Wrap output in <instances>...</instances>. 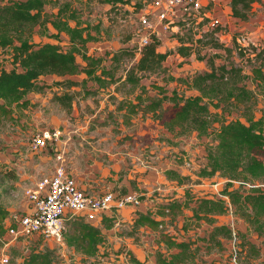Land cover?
Masks as SVG:
<instances>
[{
	"label": "rangeland",
	"instance_id": "obj_1",
	"mask_svg": "<svg viewBox=\"0 0 264 264\" xmlns=\"http://www.w3.org/2000/svg\"><path fill=\"white\" fill-rule=\"evenodd\" d=\"M123 1L127 2L118 1L114 9L110 8L111 3H102L98 0H51L46 3L45 10L53 14L61 7L64 10V14L61 15H66L73 10L75 18H69L68 23L73 26L78 21L80 25H86L85 32H88L92 37L86 43L87 49H91L94 54L100 55L99 49L103 51V54L105 49L106 52L108 51L107 47L111 51L114 46L120 43L130 46L136 44V32L139 27L138 16L145 7H137L142 0ZM228 1L219 0L220 5L216 10V14H219L218 16L222 18L226 30V33H221V40L230 45L231 33H242L247 37V44L245 46L251 47L252 45H256L257 50H264V1L255 0L252 4V13L254 14L255 21L252 22L251 20L250 23L253 27L259 26L256 28L258 30L244 26L248 20H244L243 22L241 19L238 20L230 16L227 12ZM51 17L53 18V16ZM176 28V26H171L168 29H163L162 33L165 36L162 35V40L166 49H169V42L175 38ZM51 30L52 36L49 33ZM34 31L37 40H52L60 42L63 46L66 45L67 35L64 30H58L51 23L48 24V28L45 30H40L38 26H35ZM180 33H182V30ZM204 52L205 49L202 53ZM7 55L8 50L2 48L0 51V65L6 64L9 66ZM227 59L237 61L243 67L245 73L248 74L250 72L253 60L240 59V57L233 53L231 56L221 55L217 61L220 62ZM124 64L126 62L121 64L117 70L118 72L124 71ZM165 64L169 72L174 75H192L206 69V59L200 60L195 54L183 58L173 52L169 54L165 60ZM106 65L108 64L106 63ZM163 75V73L146 74L141 79L140 84L135 86L134 89L130 88L129 85L117 82L118 91L116 93H110L108 90L110 84H104V82L103 88L95 87V78L89 77L85 73L68 75V77L77 80L78 84L67 86L64 83L63 86L59 87L53 84L55 76L52 75L53 78H51V75H49L48 79L45 80L43 78L41 80L46 83L45 88L37 91V94H31V104L15 109L19 120L14 122L7 121L0 128V151H5V153L8 151L12 152L10 150L12 149L10 148L12 144L18 142L19 145L21 142L20 149L25 150L28 147L29 152L31 151V155L34 158L37 160L43 158L45 161L47 159L49 163L52 162L54 165L56 161L55 152L61 150L64 162L72 176L76 177L79 175L84 180L89 178L87 181L90 183L89 190L91 192L116 188L122 191V186H117L121 184L119 180H117L118 182L115 185L113 184L114 187H109V183L112 184L111 181H115L113 176L116 172L119 176L121 174L125 176L129 174L131 190L140 193L142 205L148 208L151 206L155 209L156 204L167 201L171 197L177 198L180 202H188L186 206L183 205L180 208L176 219L172 223L168 222V220L166 221L165 230L175 234L177 239H192L193 243H191L190 250L192 252L194 250V257H198L199 259L201 258L199 253H204L203 255L212 253L218 258L220 257V261L224 264H264V254L256 257L246 256L245 250H243L237 257L235 253L234 257V250H237V242L239 241L236 237L224 239L221 246L207 239L214 224L226 222L231 227L233 234H236V231H243L251 241L260 244V238L257 237L256 232L249 227L244 218L235 213L233 206H230L223 214L214 215L213 223L207 222L203 217L196 218L192 216L191 207L196 204L194 200L196 196H211L210 192L214 189L220 190L227 181H231L230 178L219 174L210 177L203 176L199 173V170L206 163L208 151L216 143L215 133L216 127L219 124L218 121L238 117L243 119L240 115L244 110V105H233L229 110L224 111L220 107L213 109L218 120H213L210 129L202 135H199L196 131L179 132V127L168 130L159 121L154 120L147 114L137 112L126 115V108H117L122 97L127 96L134 99L135 92H140L141 85H148V91L142 92V97H145L147 93L155 95L154 88L150 85L153 82L164 83ZM245 83L254 92L250 107L253 115L257 117L260 113L264 112V80L258 77L253 79L252 76L248 75L245 78ZM165 86L168 91L173 88L179 90L183 88L176 81H168L165 83ZM97 89V92H90ZM55 91L73 94L69 107L61 105L53 98L52 95H54ZM170 104L171 102L165 99L163 106L168 108ZM169 111L170 109L167 110L166 114ZM44 128L60 129L61 134L58 140L48 142L47 146L41 149L31 150V137L35 132ZM6 148H9L8 151ZM114 152H117V154H114ZM254 153L258 159L255 168L251 172L247 171L246 176H243V174L235 180L241 182L240 185L243 192L255 186L264 188V147L255 149ZM115 162L120 165L118 170L114 165ZM158 162L166 165L176 164V169L181 172L183 171V175L185 174L183 182L171 190V187L168 186L176 184L175 180L167 179L163 182L160 179L149 183L148 188H144L141 184V178L139 180L133 178V174L135 173H138V176H144L145 172H147L146 170L154 164L158 173H164L165 168L164 170L161 169V166H158ZM45 165V162L39 164V175H41V171H44L42 167H45ZM143 165H145V168L140 169L139 167ZM101 167L108 169L103 175ZM93 174L95 175L92 176ZM16 180L15 175L12 174L10 169L6 171L0 170V204L3 206L10 205L19 198L20 193L15 184ZM216 181L219 182L216 186H214L215 184H211ZM186 191L188 194H185ZM188 195L191 198L193 197V199H189ZM119 211L120 209L114 210L119 223L116 225L118 228H115L116 232L113 234H121L117 238H114L115 240L113 241L105 239V243L101 245L104 248L103 250L101 248L100 251L104 253L107 249V254L101 257H99L100 252H98L94 259L89 256L84 260V255L79 254L80 251L67 244L65 235L67 232H72V225L67 221L76 217L73 215L66 220L63 244L53 242V246L52 241L49 242L35 234L12 238L10 234L5 232L2 241H0V258L3 255L7 256L9 260L6 264H23L24 256L28 255L32 250L44 251L45 248L50 247L55 251L53 258L55 264H99L105 261L112 264H134L131 259L133 258L131 256L133 252L123 242L125 240L123 237H127L128 235L122 233L128 234L129 225L124 224L126 223L124 220H120ZM156 235V231H145L144 229L129 237L133 241H138L139 244L148 242L153 247V253L156 255V259H158L157 256L160 253V249L166 247H161V244L153 245ZM174 248L178 247L166 249L164 254L169 258V253L173 252ZM122 250L126 251V253H121ZM109 252L112 253L110 254Z\"/></svg>",
	"mask_w": 264,
	"mask_h": 264
},
{
	"label": "trees",
	"instance_id": "obj_2",
	"mask_svg": "<svg viewBox=\"0 0 264 264\" xmlns=\"http://www.w3.org/2000/svg\"><path fill=\"white\" fill-rule=\"evenodd\" d=\"M50 1H0V51L2 48L7 49L9 58V66L0 65V128L7 121L19 120L15 109L31 104L27 94L43 90L46 83L41 80L46 75L55 76L53 84L56 87L63 86L64 83L67 86L76 85L77 80L68 75L85 73L95 78L99 88L104 84L119 82L134 89L146 74L163 73L164 83L153 82L150 85L154 88L155 95L147 93L142 97V92L148 91V85H141L140 92H135L134 99L122 97L117 108H126V115L137 112L147 114L168 130L179 127V132L196 131L199 135L210 129L213 120H218L213 109L220 107L224 111L233 105L243 104L244 110L240 115L243 119L238 117L218 121L216 143L208 151L206 163L199 170L203 176L219 174L230 178L231 181H227L219 190L221 196L213 191L210 192L211 196H196L194 198L196 204L191 207L192 216L203 217L207 222L213 223L214 215L223 214L233 206L235 213L244 218L249 227L256 232L261 245L251 241L243 231H236V234H233L226 222L214 224L207 239L221 246L224 239L238 238L236 257L243 250L246 256L256 257L264 254V188L255 186L243 192L241 182L235 181L239 176L243 174L246 176L247 171L251 172L255 168L258 159L254 150L264 147V112L257 117L253 115L250 106L254 92L245 83L248 75L253 79L258 77L264 80V50H257L256 45L251 47L241 45L237 40L238 33L231 34L230 45L220 41L214 32L219 30L221 25L196 36L198 31L194 27L201 28L206 18L199 20L198 23L189 24L179 20L173 24H177L182 33L180 30L175 32L173 44L169 49H162L161 39L153 34L138 53L135 45H119L110 52V55L107 54L110 62L106 65L104 56L88 52L86 43L92 37L85 32L86 25H80L78 21L73 26L68 23L69 18H75V12L72 10L66 15H61L64 14V10L59 7L57 12L49 13L45 10V5ZM98 1L109 2L110 8L114 9L118 1L127 2ZM150 1L142 0L137 7L142 8ZM253 2L255 0H229L227 12L234 18L247 20L252 13ZM49 23L58 30H64L67 35L65 46L60 42L35 38L34 27L38 26L40 30H45ZM204 49L205 52L202 53ZM173 52L183 58L195 54L200 60L206 59V69L192 75L170 73L165 60ZM233 53L240 59L253 60L248 74L235 60L217 61L221 55L231 56ZM123 62H126L124 71L118 73L117 70ZM168 81H176L183 88L180 90L173 88L169 92L165 86ZM97 91L98 89L90 92ZM52 96L65 107H69L73 99V94L69 92L55 91ZM165 99L171 102L168 108L163 106ZM169 109V113L166 114ZM164 174L167 179H174L177 185L183 182L185 176L176 168H167ZM185 194H188L187 191ZM188 198L193 199L191 196ZM186 203L188 202H180L177 198L171 197L156 204L155 209L149 207L144 212L136 213L133 229L146 225L159 232L157 242H163L166 249L178 247L177 251L169 253V258L166 254L164 256V252L158 253L157 261L160 263L172 264L194 258L195 253L190 250L192 239H177L175 234L165 230L166 221L172 223L180 208L186 206ZM9 214V210L0 204V237L7 232L9 224L5 222V218ZM115 216L114 213L111 216L103 214L100 217L102 227H110ZM67 222L72 225V232L65 235L68 245L84 254V260L99 252V247L105 243V234L100 225L86 221L82 215H77ZM54 252L50 247L44 251L32 250L24 256L23 264H55ZM106 254V250L104 253L100 251L101 256ZM131 256L134 264H150L137 259L134 255ZM99 264L112 263L105 261Z\"/></svg>",
	"mask_w": 264,
	"mask_h": 264
},
{
	"label": "built area",
	"instance_id": "obj_3",
	"mask_svg": "<svg viewBox=\"0 0 264 264\" xmlns=\"http://www.w3.org/2000/svg\"><path fill=\"white\" fill-rule=\"evenodd\" d=\"M219 5V0H151L147 2L138 16L136 52L138 53L142 46L149 42L153 34L162 39L163 29L176 26L175 32L181 31L177 24H173L179 20L189 24L190 22L198 23L199 20L206 18L201 28L194 27L198 31L196 36L221 25L214 34L222 41L220 35L226 33V30L222 18L216 14ZM246 38L242 33L237 34V40L241 45L247 44ZM60 134V129L38 130L31 137V150L41 149L46 147L48 142L57 141ZM55 158L52 172L41 176L33 186L23 190L31 203L30 210L14 211L10 214L11 223L7 233L12 238L35 234L45 240L63 244L66 220L71 216L82 215L85 220L93 221L106 211L113 214L114 210L117 211L127 205H140V193L135 190L108 189L91 192L81 188L67 168L61 150L55 152ZM211 184L216 186L219 182ZM213 192L218 196L222 195L219 190L214 189ZM122 252L126 253L123 250ZM235 253L236 250H234V257ZM8 260V257L3 255L0 258V264H6Z\"/></svg>",
	"mask_w": 264,
	"mask_h": 264
},
{
	"label": "crops",
	"instance_id": "obj_4",
	"mask_svg": "<svg viewBox=\"0 0 264 264\" xmlns=\"http://www.w3.org/2000/svg\"><path fill=\"white\" fill-rule=\"evenodd\" d=\"M262 1H264V0H262ZM235 19H237V18H235ZM238 20H240V19H238ZM247 20L248 21H247V23H245L244 26H247L248 28L251 27V28H254V29L259 27V26L253 27L252 24L250 23L251 20H252V22L255 21V17H254L253 13H251V15L249 16V19H247ZM242 21L244 22V20H242ZM256 30H258V29H256ZM259 30H261V29H259ZM49 33L52 34V30ZM163 36H165V35H163ZM48 41H52V40H48ZM122 44H125V43H120V44L114 46L112 49L115 50L119 45H122ZM169 44L170 45H168V47L170 48L172 46V44H173V41H170ZM161 45H162V49L166 48V46L163 43L162 39H161ZM107 48H108L107 49L108 51L106 52L105 51L106 49H105L103 54H102L103 51H101V49H99L98 52H100L101 53L100 55H102V56H104V58H106V60H104V62L108 64L110 62V60L108 59L107 54L109 53V55H110V52H112L113 50L110 51V48L109 47H107ZM88 52L89 53H93V51H91V49H89ZM95 55H97V54H95ZM118 73H120V72H118ZM48 76L49 75H46L44 77V79L45 80L48 79ZM51 78H53L52 75H51ZM121 79H123V77ZM116 84H117V82L110 84V88H108L110 93H116V91H118V87H117ZM95 87H98L97 83H96ZM100 88H103V87H100ZM31 94H37V91L29 92L27 94V97L29 99H30ZM23 144H24V142H23ZM20 147H21V142H20L19 145H18V142H17L16 144L13 143L12 147H10V148H12V149H10V150H12V152L8 151L9 148H6V150L8 151L7 153H5V151H0V170H2V171L3 170L6 171L7 169L11 170L12 174L15 175V177L17 179L15 184H16V187L18 188L19 193H20L19 194V198L16 201H14V203H11L10 205H6L5 206L9 210L10 214L12 212H14V211L27 212L28 210H30L31 203L27 199V197L24 195V191L23 190L26 187L33 186L34 183L36 182V180L39 179L41 176L46 175V174H50L52 172V168H53L52 162L49 163V161L47 159L45 161L43 158H41L40 160H37L36 158H34L31 155V151L29 152L28 147L25 150L20 149ZM24 151H25V153H24ZM114 154H117V152H114ZM116 158H118V157L116 156ZM47 161H48V163H47ZM44 162L46 163L45 167H42V168H44L43 169L44 171H41V175H39V168H40L39 164L40 163H44ZM114 165L117 168V170H118V168H120V165L117 162H115ZM154 166H156V165L154 164L151 167H149V169H147V170L145 169L147 172H145L144 176H138L137 175L138 173H135V174H133V178H135L136 180H139L141 178L140 179L142 181L141 184H142V187H144V188H148V184L152 183V182H154L156 180H160L161 179L163 182H165L164 180H167L165 174L162 173V172L158 173ZM158 166H161V169H163V170H164V168L165 169H167V168H177L176 164H173V163L170 164V165L169 164L166 165V164H164L162 162H158ZM139 168L140 169L145 168V165L140 166ZM106 170H108V169L104 168V167L103 168L101 167L102 175L106 172ZM178 171H180V170H178ZM94 175L95 174H93L92 176H94ZM127 176L122 175V174H121V176H119V174H117V172H116V174L113 176L115 181H111L112 184L109 183V187H114V185L118 182L117 180H119V182H121L122 185L118 184L117 186L118 187L122 186V188H121L122 191L123 190H125V191L126 190H131L130 181H129L130 175L127 174ZM74 178L77 179V180L76 179L75 180L77 181L78 185L81 188L90 191L89 190V184L90 183H89V181H87V180H89V178L87 180H84V178L80 177L79 175L76 176V177L74 176ZM139 185H140V183H139ZM178 186L179 185H177V184H174V185L172 184L171 186H168V187H171V190H172V188L178 187ZM116 190H120V189L116 188ZM171 194H172V192H171ZM149 207H151V206H149ZM147 209H148V207L145 206V205H142V202L138 206H130V205H128V206H125V207L120 209V211H119L120 212V217H121L120 220H124V222H126L124 224L129 225L128 234L127 233H122V234L128 235L127 237L126 236L123 237L125 239V240H123V242L127 245V248L133 252V255L135 257L136 256L138 257V258L136 257L137 259L143 261L145 255H146V259L144 261H146V262H148L150 264H160V262L157 261V259L155 257L156 255L153 253V251H154L153 247H151L148 244V242L139 244L138 241H133L132 238L129 237V236L137 234L138 231L140 232V230H144L145 229V231H149V230L153 231V229H151L150 227H148L146 225H143V226H141V227H139L137 229H133V221H134V219H135V217L137 215L136 214L137 211H143L144 212ZM10 214H9V216H7L5 218V222L7 224L11 223ZM110 214L111 213L108 212V211H106L104 213L105 216H109ZM100 217H98L96 220H93V221H89V220H86V221L92 222L95 225H100L102 227V223L100 222L101 221ZM116 218L117 217L115 216V219H113V222H112L113 224L110 227H102V231L105 234V239H109V240L113 241V240H115L114 238H117V236H120L121 233H119V234L115 233L116 235L113 234L114 232H116L115 228H118V227H116V225L119 223V220L116 219ZM118 231H119V229H118ZM154 231L157 232V235H156L155 241L153 242V245L161 244L160 245L161 247L165 246L163 244V242H157V238L159 236L158 235L159 233H158L157 230H154ZM145 237H147V236H145ZM2 238L3 237H0V241H2ZM48 241L50 242L52 240H48ZM145 241H147V240H145ZM53 242L54 241H52V243ZM146 244H147V246H146ZM53 246H54V243H53ZM69 246H71V245H69ZM71 247H73V246H71ZM101 248L103 250L104 246L99 247V252H100ZM177 250H178V248H174L173 252H175ZM165 251H166V248L160 249L159 252H165ZM193 252H194V250H193ZM97 253L95 255H97ZM109 253L111 254L112 252H109ZM121 253H123V252H121ZM79 254H82V253L79 252ZM123 254H125V253H123ZM199 254L201 256V258H199V259H198V257L188 258V259H186L183 262L182 261H178V262H173L172 264H224V263H222L220 261V257L218 258L217 256L213 255L212 253H207V255H203L204 253H199ZM82 255H84V254H82ZM95 255L94 256H90V257H92V259H94ZM164 256H165V254H164ZM99 257H101V255H99ZM64 263H65V261H64Z\"/></svg>",
	"mask_w": 264,
	"mask_h": 264
}]
</instances>
